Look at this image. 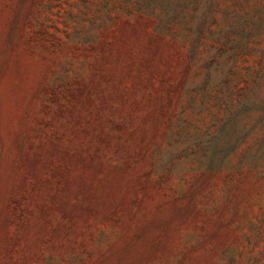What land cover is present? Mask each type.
<instances>
[{"label":"rangeland","instance_id":"obj_1","mask_svg":"<svg viewBox=\"0 0 264 264\" xmlns=\"http://www.w3.org/2000/svg\"><path fill=\"white\" fill-rule=\"evenodd\" d=\"M0 264H264V0H0Z\"/></svg>","mask_w":264,"mask_h":264}]
</instances>
